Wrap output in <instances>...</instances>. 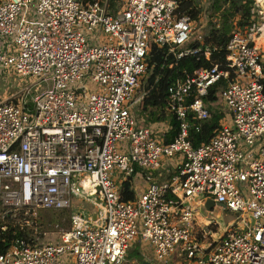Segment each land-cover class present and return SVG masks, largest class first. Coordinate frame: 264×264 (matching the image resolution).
<instances>
[{
	"label": "built area",
	"instance_id": "2783aa9c",
	"mask_svg": "<svg viewBox=\"0 0 264 264\" xmlns=\"http://www.w3.org/2000/svg\"><path fill=\"white\" fill-rule=\"evenodd\" d=\"M117 4L112 14L107 0H0V40L9 35L17 45L0 48V65L51 80L32 95L0 98V203L35 215L38 208H69L78 195L96 208L89 218L73 213L55 242L15 239L0 264H125L138 237L163 263L175 253L172 264H264V0H253L250 23L231 31L223 62L200 65L167 86L166 109L178 119L169 142L130 109L149 41L176 58L208 59L216 47L206 44L203 22L177 14L178 0ZM85 29L95 30L89 41ZM192 38L196 43L185 46ZM87 74L102 92L87 93ZM220 79L228 118L193 145L189 113L210 116L202 97ZM176 153V170L154 181L162 156ZM138 169L146 188L125 200L119 184ZM208 198L248 213L249 222L204 248L190 204L205 207ZM66 253L73 259H60Z\"/></svg>",
	"mask_w": 264,
	"mask_h": 264
},
{
	"label": "trees",
	"instance_id": "16d2710c",
	"mask_svg": "<svg viewBox=\"0 0 264 264\" xmlns=\"http://www.w3.org/2000/svg\"><path fill=\"white\" fill-rule=\"evenodd\" d=\"M81 1L86 2L88 0ZM107 1L109 12L116 14L118 0ZM100 2L103 3L105 0H100ZM252 6L253 0H178L177 14L190 15L192 20L197 22L196 24L203 22L201 31L206 39V44L215 46L216 49L211 51L208 59L202 57L200 54H187L176 58L167 52L165 46L150 40L149 48L145 54L147 70L141 76L138 88L141 91V95L134 105L136 110V114L134 113L135 118L139 120L138 117L141 116L143 122H145L142 124L167 120L168 126L163 133V137L165 142H169L177 132L178 119L175 114L166 109L167 86L176 76L183 75L184 72H191L200 65H208L215 61L223 62L225 43L231 31L236 28L244 29L250 23L253 17L251 12ZM195 43L196 40L192 38L185 46H192ZM224 84V80H217L210 85L207 94L202 97L205 106L211 111V116L208 119H199L192 116V113H189V138L192 140L193 145H197L200 141L205 140L212 129L219 125L223 112L219 110L217 103L220 101V88ZM192 96L189 95L188 98H192ZM27 98L28 100L25 104L32 106L29 95ZM119 191L125 200H133L135 198L136 194L129 178L120 182ZM45 209H52L50 211L55 210L53 208ZM50 211L43 212V214L41 213L42 215L39 214L37 217L36 215L40 213L39 208L34 215L32 214V210L26 207L6 211V207L0 203V252L6 250L17 238L25 239L29 243L36 242L35 237L42 231L39 227L43 222H46L45 220H53L54 218L58 224L60 220L57 217H53L52 213L54 212ZM71 216H69L70 222ZM69 223L68 226L70 225ZM2 226L6 227L2 228ZM137 239L140 238L138 237L135 240ZM50 241L55 242L56 240ZM127 250H129L130 257L132 250H130V247ZM133 253V257L139 258L136 247ZM140 260L139 263L134 264H143L145 261L143 258H140Z\"/></svg>",
	"mask_w": 264,
	"mask_h": 264
},
{
	"label": "rangeland",
	"instance_id": "374dc122",
	"mask_svg": "<svg viewBox=\"0 0 264 264\" xmlns=\"http://www.w3.org/2000/svg\"><path fill=\"white\" fill-rule=\"evenodd\" d=\"M36 16V15H35ZM18 18V16H17ZM196 24L197 22L194 21ZM95 33V30H86L85 29V36L87 41L91 39L93 34ZM105 35L107 33H104ZM103 33L97 37V40L103 39ZM11 41V44H13V47L15 50H17V45L11 40V37L9 35L3 36L0 40V48L3 50L5 47H8V42ZM51 80L48 81H39L37 80V77L33 76H20L15 73V71L12 70L9 66H2L0 65V98L2 97H14L17 95L18 97H25L24 94L30 92V94H34L38 89L44 88L46 86L50 85ZM82 84L86 86V91L89 94L90 92H102L103 89L101 86H99L96 82L91 80L90 75L87 74L86 77L82 80ZM14 95V96H13ZM141 95V91L137 90L134 95L131 97L130 102V109L131 111L136 112L134 105L139 100ZM28 96V95H27ZM134 98V100H133ZM217 107L222 113V121H225L228 118V113L226 110V107L220 98V101L217 103ZM136 114V113H135ZM139 120L138 123H145L143 122V118L138 117ZM156 123V122H155ZM156 131L158 133V128H156ZM178 159L182 158V155L179 153H176L174 156H162V159H170L176 157ZM177 160H175L176 162ZM118 177L116 178V180ZM130 179V178H129ZM131 184L134 186V190L136 193L140 192L141 190H144L146 188L145 185V178L142 176L141 169H138L135 175L131 176ZM238 185V182H236ZM244 186V183H242V187ZM88 195L90 197L95 196V193H89ZM191 209L193 211V233L197 236H201V239H198V241L201 243V246L204 248L210 247L213 242L218 241L228 229H242L244 228V221L249 222V214L245 213V215L240 216V211H232L228 209L227 207H224L220 205L219 203L215 202L210 208L206 209L204 206H202L199 203H191L190 204ZM52 210V209H50ZM49 209L45 208H39V212L36 216L38 217L39 214L42 215L43 212L50 211ZM96 211L95 206L92 204L91 199L83 200L82 197L76 195L72 197V203L69 208H55V210L50 211L54 212L53 217H57L60 221L58 224L56 223L55 219L53 220H45L46 222H43L39 228L42 229V231L35 237L37 243H43L50 240H57L60 237V232L63 228L68 227L69 216H71L73 213H79L83 215L84 217H91L92 214ZM42 213V214H41ZM70 224V223H69ZM139 241L135 243H130L129 247L132 252L130 253L129 257V250H127V257L125 258L124 263L125 264H131V262L139 263L141 260L140 258L133 257V250L134 248L138 246L137 250L140 252L147 253V257L150 260L151 264H168L163 263L160 261L154 254L152 245L149 244L148 240H142V244L139 245ZM71 255V259H73L72 254H64L60 256V259L64 256ZM141 257H144L142 254ZM175 253L171 254L170 256V263L172 264L174 262Z\"/></svg>",
	"mask_w": 264,
	"mask_h": 264
},
{
	"label": "crops",
	"instance_id": "0c3cea01",
	"mask_svg": "<svg viewBox=\"0 0 264 264\" xmlns=\"http://www.w3.org/2000/svg\"><path fill=\"white\" fill-rule=\"evenodd\" d=\"M133 112V111H132ZM211 112V111H210ZM134 114V113H133ZM135 115V114H134ZM210 116H211V113H210ZM209 116V117H210ZM208 117V118H209ZM207 118V119H208ZM206 119V118H205ZM168 121L167 120H164V121H158V122H153V123H150V124H147V125H150L151 127H153V129L155 130V134H156V136H157V138H159L160 140H163L164 141V137H163V133L165 132V130H166V128H167V126H168V123H167ZM222 122V119H220V122L219 123H221ZM140 124H142V123H140ZM156 128H158V133H157V131H156ZM175 160H177L176 162H175ZM180 160L181 159H178L177 158V156L176 157H174V158H170V159H162V161H161V166L154 172V178H153V180L154 181H157V182H162V181H164V180H166L167 178H168V176L170 175V173H173L176 169H175V167L177 166V164H179V162H180ZM130 179H131V176L129 177ZM147 184V181L145 182V185ZM132 185V184H131ZM132 188H133V190H134V186L132 185ZM135 191V190H134ZM142 191V190H141ZM140 191V192H141ZM139 193V192H138ZM138 193H136V191H135V194H138ZM58 240V239H57ZM140 242L139 243V245H141L142 244V240L141 239H137V240H135L133 243H135V242ZM150 244V243H149ZM151 245V244H150ZM137 248H138V246H137ZM139 249V248H138ZM138 254H139V258H143V259H145V261H149L150 262V260L148 259V257H147V253H145V252H139L138 251ZM142 254L144 255V257H141L142 256ZM127 257V256H126ZM135 262L133 261V262H131V264H134ZM151 263V262H150Z\"/></svg>",
	"mask_w": 264,
	"mask_h": 264
},
{
	"label": "water",
	"instance_id": "95a60500",
	"mask_svg": "<svg viewBox=\"0 0 264 264\" xmlns=\"http://www.w3.org/2000/svg\"><path fill=\"white\" fill-rule=\"evenodd\" d=\"M215 202H214V200L212 199V198H208V199H206L205 201H204V205H205V207H207V208H210L213 204H214ZM221 205H223V204H221ZM251 222H253V217L251 216ZM143 264H151L149 261H144V263Z\"/></svg>",
	"mask_w": 264,
	"mask_h": 264
}]
</instances>
